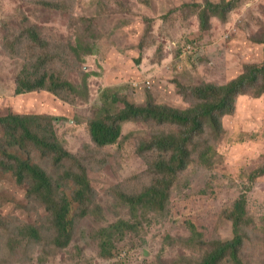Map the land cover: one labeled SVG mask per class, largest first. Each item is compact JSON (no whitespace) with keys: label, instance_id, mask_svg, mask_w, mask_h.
Instances as JSON below:
<instances>
[{"label":"rangeland","instance_id":"1","mask_svg":"<svg viewBox=\"0 0 264 264\" xmlns=\"http://www.w3.org/2000/svg\"><path fill=\"white\" fill-rule=\"evenodd\" d=\"M45 1L49 0H0V116L50 115L60 140L78 154L86 145L95 146L89 122L105 87L121 88L136 103H144L150 91L158 102L185 108L190 101L178 92V85L202 80L225 84L246 63L264 61V0H236L227 19L211 17L208 28L201 26L196 7L205 0H50L55 7L43 11L38 3ZM82 17L93 19L92 25L83 24ZM31 23L42 27L32 26L49 43L51 67L75 84L73 93L82 88L84 96L47 90L15 92L19 72L33 59L23 45L14 50L7 40ZM146 36L141 52L139 45ZM79 37L96 40L105 59L75 54L72 46ZM136 58H142L141 63L136 64ZM223 123L225 133L218 145L221 162L213 168L192 165L177 180L169 215L151 212L149 223L147 218H135L119 191L131 177H137V183L121 192L136 191L155 178L147 171L154 154L137 148L151 126L141 121L125 123L122 140L87 161L98 192L96 204L87 219L79 220L65 249L50 246L38 252L22 238L19 226L43 225L47 213L30 200L28 185L16 181L6 166L10 159L0 151V264H200L208 251L201 240L233 237V223L225 211L248 191L250 171L264 161V94H242L235 112L226 115ZM33 158L54 178L76 166L67 162L65 169L53 171L45 158ZM248 193L252 222L246 227L241 256L244 264H264V175ZM122 218H133L136 228L118 244L112 259H104L97 249V232ZM187 218L196 220L195 229Z\"/></svg>","mask_w":264,"mask_h":264},{"label":"trees","instance_id":"2","mask_svg":"<svg viewBox=\"0 0 264 264\" xmlns=\"http://www.w3.org/2000/svg\"><path fill=\"white\" fill-rule=\"evenodd\" d=\"M38 4L43 11L55 7V2L50 0ZM235 5L236 0L221 3L205 0L197 3L201 26L208 28L214 16L226 20ZM40 16L45 18L43 12H40ZM81 21L88 26L92 25L93 19L82 17ZM16 25L12 24L13 27ZM32 26L35 25L31 23V27L17 30L13 39L7 40L14 50L23 45V50L31 51V58H27L34 61L19 72L15 92L47 90L57 95L71 93L75 96L77 93L78 96H84L82 88L73 93L75 84L51 67L49 63L52 64L53 59L49 43L36 31L38 26L40 29L42 27L38 23L36 29ZM141 40L139 49L142 52L144 40H148V36ZM99 49L96 40L87 41L81 37L72 46L77 55L97 54L105 59ZM134 61L139 64L142 58ZM64 62L68 63L66 58ZM178 92L190 101L187 107L158 102L150 91L144 103H136L121 88L105 87L102 102L89 122L95 146L91 148V145H86L83 154L72 152L60 140L53 122L55 118L50 115L8 113L0 116V151L10 159L6 166L18 183L28 185L27 196L30 200L38 202L47 213V222L43 225L21 224L22 238L32 247H37L38 252L50 246L65 249L70 245L79 227V220L87 219L96 204L98 192L89 176L87 161L98 157L106 147L119 143L123 138V125L128 122L141 121L151 126L137 148L141 153L154 154L147 171L155 173V178L136 191L121 192L122 188L127 189L137 183V177L129 178L127 187L123 186L119 191L121 198L136 219L147 218L149 223L151 212L168 216L178 178L194 164L213 168L221 162L223 155L218 145L225 133L223 118L235 112L238 98L248 93L257 96L264 94V61L246 63L243 71L225 84L202 80L196 84H180ZM37 155L45 158L53 171L65 169L67 162L76 163V166L54 178L34 161L33 157ZM263 175L264 161L250 171L252 183L248 191L242 192L225 211L233 223V237L201 240L200 245L208 247V251L200 264H244L241 249L248 236L246 227L252 222L248 192L257 178ZM186 222L195 229V219L189 221L187 218ZM135 228L133 218L118 219L101 228L97 232L98 240L95 241L96 245L98 243L99 255L104 259H112L118 244ZM3 254L5 256L6 253Z\"/></svg>","mask_w":264,"mask_h":264}]
</instances>
